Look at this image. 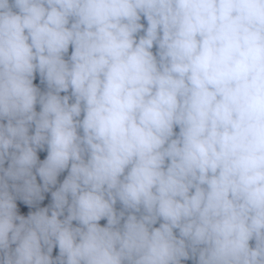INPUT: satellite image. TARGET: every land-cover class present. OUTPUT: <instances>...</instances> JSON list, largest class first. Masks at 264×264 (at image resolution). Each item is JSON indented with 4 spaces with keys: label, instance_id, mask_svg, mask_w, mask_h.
Here are the masks:
<instances>
[{
    "label": "clouds",
    "instance_id": "obj_1",
    "mask_svg": "<svg viewBox=\"0 0 264 264\" xmlns=\"http://www.w3.org/2000/svg\"><path fill=\"white\" fill-rule=\"evenodd\" d=\"M185 261L264 264V0H0V264Z\"/></svg>",
    "mask_w": 264,
    "mask_h": 264
},
{
    "label": "rangeland",
    "instance_id": "obj_2",
    "mask_svg": "<svg viewBox=\"0 0 264 264\" xmlns=\"http://www.w3.org/2000/svg\"><path fill=\"white\" fill-rule=\"evenodd\" d=\"M50 198H51V196L50 197L46 196L45 201L41 202V206H47ZM18 207L20 208L21 213L25 214V215L28 213V211H34L35 210L34 207L30 209L27 206H23V205H18Z\"/></svg>",
    "mask_w": 264,
    "mask_h": 264
},
{
    "label": "trees",
    "instance_id": "obj_3",
    "mask_svg": "<svg viewBox=\"0 0 264 264\" xmlns=\"http://www.w3.org/2000/svg\"><path fill=\"white\" fill-rule=\"evenodd\" d=\"M141 22H142V23H146L143 19H142ZM153 51H155V48L153 49ZM70 52H71V48H70V50H69V54H70ZM34 83H35V81H34ZM41 87H42V90H44V89H43V86H41ZM62 95H63V93H62ZM37 110H39L38 107H37ZM176 131H178V128L176 129ZM64 175H66V173L61 174V177H60L59 179L62 180ZM50 203H51V198H50L48 204H50ZM41 207H43V206H41ZM117 208H118V209L120 208V205H119V204L117 205ZM105 223H106V221H101V224H102V225L105 224ZM56 251H58V250H54V255L56 254ZM184 264H193V262H192V261H185Z\"/></svg>",
    "mask_w": 264,
    "mask_h": 264
}]
</instances>
